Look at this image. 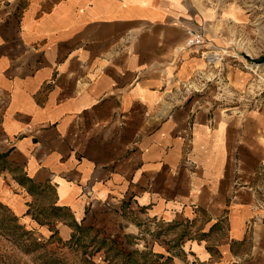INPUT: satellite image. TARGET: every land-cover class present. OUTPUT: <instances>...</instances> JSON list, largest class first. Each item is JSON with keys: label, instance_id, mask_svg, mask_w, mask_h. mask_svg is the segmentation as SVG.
Wrapping results in <instances>:
<instances>
[{"label": "crops", "instance_id": "crops-1", "mask_svg": "<svg viewBox=\"0 0 264 264\" xmlns=\"http://www.w3.org/2000/svg\"><path fill=\"white\" fill-rule=\"evenodd\" d=\"M208 2L0 0V202L21 224L175 264H264V103L191 95L222 51L215 15L240 19ZM199 25L207 43L177 52Z\"/></svg>", "mask_w": 264, "mask_h": 264}, {"label": "rangeland", "instance_id": "rangeland-1", "mask_svg": "<svg viewBox=\"0 0 264 264\" xmlns=\"http://www.w3.org/2000/svg\"><path fill=\"white\" fill-rule=\"evenodd\" d=\"M208 3L234 9L240 19L226 17L222 12L215 15L211 29L215 40L224 41L219 49L223 52L214 50L208 54L213 73L198 77L191 95L230 109L254 108L264 103V0ZM210 57L213 60L209 61ZM237 69L245 73L240 84L235 83L232 73ZM45 214L48 213L42 212ZM41 236L37 229L21 224L0 202V264H175L172 256L163 259L149 249L113 243L92 228L76 226L71 238L64 241L55 235L47 239ZM128 254L131 256L126 259Z\"/></svg>", "mask_w": 264, "mask_h": 264}, {"label": "built area", "instance_id": "built-area-1", "mask_svg": "<svg viewBox=\"0 0 264 264\" xmlns=\"http://www.w3.org/2000/svg\"><path fill=\"white\" fill-rule=\"evenodd\" d=\"M207 42L206 38V29L204 26L200 27H193L186 29V39L184 42L183 47H179L177 52H181L184 49L194 48V47H201ZM213 58H209L210 60ZM259 106V105H258Z\"/></svg>", "mask_w": 264, "mask_h": 264}, {"label": "trees", "instance_id": "trees-1", "mask_svg": "<svg viewBox=\"0 0 264 264\" xmlns=\"http://www.w3.org/2000/svg\"><path fill=\"white\" fill-rule=\"evenodd\" d=\"M130 256H131L130 254L125 255V258H126V259H129Z\"/></svg>", "mask_w": 264, "mask_h": 264}]
</instances>
